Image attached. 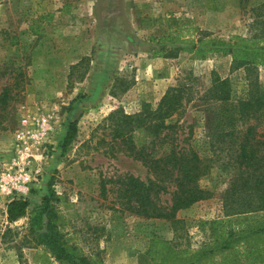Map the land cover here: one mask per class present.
<instances>
[{
	"label": "rangeland",
	"instance_id": "obj_1",
	"mask_svg": "<svg viewBox=\"0 0 264 264\" xmlns=\"http://www.w3.org/2000/svg\"><path fill=\"white\" fill-rule=\"evenodd\" d=\"M264 0H0V166L19 147L23 117L47 130L31 154L40 175L31 195L38 204L51 192L53 206L69 218L65 232L87 256L105 264H147L144 252L152 238L177 249L197 250L211 241L202 222L230 214L222 197L237 174L233 161L213 145L237 144V138L214 133L244 132L255 127L264 140V119L240 122L232 107L257 87L264 95V67H235L227 48L231 38H256L264 47ZM181 30V45L159 42L170 30ZM207 38L210 53L197 58L184 49H199ZM150 39H154L151 41ZM162 49L167 57L153 58ZM227 80L229 100L216 101L213 80ZM169 88L182 90V115L175 144L193 147L212 160L200 186L214 195L179 210L172 221L145 219L127 210L119 198L127 176L144 183L152 179L141 162L129 157L109 136L107 117L116 109L138 113L142 104L156 106ZM76 122L74 140L61 154L69 123ZM218 130V131H217ZM165 147L160 148L164 150ZM105 195L101 194V185ZM32 190V189H31ZM171 190V189H170ZM30 192V191H29ZM0 197V264H32L27 218L9 224ZM162 205L170 196L160 195ZM236 206V205H233Z\"/></svg>",
	"mask_w": 264,
	"mask_h": 264
},
{
	"label": "trees",
	"instance_id": "obj_2",
	"mask_svg": "<svg viewBox=\"0 0 264 264\" xmlns=\"http://www.w3.org/2000/svg\"><path fill=\"white\" fill-rule=\"evenodd\" d=\"M246 0H240L244 3ZM257 10H264V4ZM181 30L167 32L158 41L181 45L193 40L180 39ZM154 41V39H150ZM199 49H184L197 58L210 53L213 47L207 38L197 39ZM216 51L228 55L235 67L246 71L264 67V47L256 38L235 36L231 44ZM168 55L162 49L152 52L153 58ZM215 100L225 103L229 100L227 80H213ZM5 91L0 94L4 100ZM183 94L180 88H169L154 108L142 104L138 113L126 114L116 109L107 117L109 136L117 141L129 157L141 162L151 174L147 183L133 176L121 180L119 198L127 210L145 219L172 221L179 210L197 202L207 200L214 194L200 186L211 167L212 160L201 157L189 146L180 147L177 141V124L171 118L182 115ZM237 117L221 115L228 119L245 122L264 119V95L257 93V87L248 92V99L236 102L232 107ZM231 122L230 120H228ZM232 123V122H231ZM256 127V126H255ZM255 127L246 126L244 132L217 130V138H237V144L230 142L213 145L218 153L223 151L233 161L237 174L230 189L222 196L230 208V214L223 219L202 222L208 225L211 241L197 250L177 249L169 241L152 238L144 252L147 264H264V140L254 139ZM76 122L69 123L61 144V154L74 140ZM165 147L160 151V148ZM32 189V190H31ZM30 189L31 195L33 188ZM105 195V186L101 185ZM171 189V190H170ZM227 194V195H226ZM160 195H169V205H162ZM226 195V196H225ZM59 201L53 192L42 196L38 204L26 198H15L6 204V220L9 224L27 218V234L32 250V264H105L99 257H87L82 249L65 232L69 218L60 208L54 207ZM236 205V206H233Z\"/></svg>",
	"mask_w": 264,
	"mask_h": 264
},
{
	"label": "built area",
	"instance_id": "obj_3",
	"mask_svg": "<svg viewBox=\"0 0 264 264\" xmlns=\"http://www.w3.org/2000/svg\"><path fill=\"white\" fill-rule=\"evenodd\" d=\"M20 126L22 129L17 135L19 147L9 162L0 166V197L5 202L24 198L32 186H35L40 175L31 152L41 143L47 128L29 116L20 120Z\"/></svg>",
	"mask_w": 264,
	"mask_h": 264
}]
</instances>
